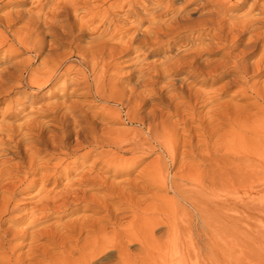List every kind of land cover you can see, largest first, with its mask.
Returning a JSON list of instances; mask_svg holds the SVG:
<instances>
[{
    "label": "bare ground",
    "instance_id": "obj_1",
    "mask_svg": "<svg viewBox=\"0 0 264 264\" xmlns=\"http://www.w3.org/2000/svg\"><path fill=\"white\" fill-rule=\"evenodd\" d=\"M0 54V264H167L189 251L195 264H264V240L211 255L233 209L216 187L264 173V0H0ZM121 67L132 68L123 81ZM221 81L220 94L235 85L250 98L244 113L215 101ZM45 87L61 100L25 112L31 100L19 97ZM153 153L132 180H111ZM190 154L199 171L168 176ZM156 179L172 195L153 202ZM31 188L36 199L17 216ZM80 204L64 225L42 220Z\"/></svg>",
    "mask_w": 264,
    "mask_h": 264
},
{
    "label": "rangeland",
    "instance_id": "obj_2",
    "mask_svg": "<svg viewBox=\"0 0 264 264\" xmlns=\"http://www.w3.org/2000/svg\"><path fill=\"white\" fill-rule=\"evenodd\" d=\"M245 8H243L242 10H238L237 13H239V14L242 13V11H244ZM15 27H17V25H15L14 28ZM143 51H141V54L145 53ZM0 56L2 58V54H0ZM25 57H27L26 54H21L20 56H17V59L19 60V59L25 58ZM148 60L150 61V60H152V58L150 59V57H149ZM34 65H36V64H34ZM121 66H122V64H121ZM130 69H132V68H130V67L129 68L121 67V69H120V71H121L120 72L121 73L120 74L121 75L120 79L122 81L126 79V77H127L126 73ZM256 79H258V78H256ZM262 79H264V78H262ZM222 83L223 82L221 81V82L214 83V85H213V88H216V91L213 92V94L217 93V94H215L216 96L214 97V98H216L215 101L219 100V102L223 103L222 101H227L228 100L227 101L228 105L226 103V106L229 109V113L230 112H234L236 110H240V108H241L240 111H243L242 106L247 104L248 101L250 102V98L247 99V96L242 95L239 92L240 88H238V86H235V85H231L228 89L226 88V90L223 93L220 94V92L217 91V87L219 88ZM203 87L204 88H208L207 86H203ZM47 89H48V87H45V88H43V90L35 91L36 93L32 92V91H28L29 93L27 91H24V94H23L24 96H20L19 97V101L20 102H23V101L26 102V99L27 100H31V104L27 103V102L25 103V106H24L25 107L24 108L25 112L30 111V109L38 110L42 105H44L46 103H54V102H59L61 100V98H59L57 95L54 96L52 94H49V92H46ZM237 92H239V93L237 94ZM233 94H235V96H232ZM217 95H218V97H217ZM92 98L93 97H90V96H84V97L78 96L77 97V94H75V96L74 95L70 96L69 99L77 100V101H81V100H91V101L93 100L94 101V98L93 99ZM94 102L98 103L96 101H94ZM27 105H29V106H27ZM235 105H236V107H235ZM239 105H241V107ZM232 106H233V108H231ZM209 107H210L209 105H206V106L202 107V109L200 107L199 109L202 111L201 114H204L205 111H207L209 109ZM238 107H240V108H238ZM253 111L254 110L249 109L247 114H245L244 117L247 118L249 115H251L253 113ZM244 112H245V110L243 111V113ZM48 118L49 117L45 118L44 120L46 121V119H48ZM0 119H1V114H0ZM19 119L20 118H18V117L14 118V119L12 118L8 122H9V124H11V123L12 124H18V123H21V120H19ZM205 125L206 124L204 123L203 126H205ZM126 127L132 128L133 126L128 125ZM176 127L178 128L177 129L178 132H180V133L183 132L182 126L177 125ZM234 128H237V130L239 132L238 134H239V136H241V138L244 137L242 139V142L244 144H246L247 146H249V144L250 145H254V143L256 142L255 141V136L253 135L254 133L252 134V132H248V131L244 132V129H241L242 127L239 126V125L235 126ZM239 129H240V131H239ZM223 130L219 131L218 135L216 137L212 138V140L210 141V143H211V147L210 148L218 147V145H219V143L221 142V139H222V135L221 134H222V132H224ZM228 131L229 130H225V132H228ZM248 133H250V134H248ZM249 136H252V138H250ZM44 137H46V135H44ZM245 138H246V140H244ZM16 139H17V137H16ZM243 140L246 141V143ZM234 141L236 142V140H233V142L231 140V144L229 143V145L232 146V147L230 146L231 148H233L232 150H234V148H235L234 151H236L237 150L236 148L238 146L237 147L234 146V145L237 144ZM195 143H196V141H195ZM195 143H193V144H195ZM244 149H247V148L244 147ZM249 149H251V148H249ZM182 151H183V148L181 150L180 149L178 150V152H177L178 153L177 154L178 158L180 157V155H181V157L184 156ZM202 152H205V150H202ZM201 154H203V153H201ZM204 154H206V153H204ZM41 155H43V154H41ZM156 156H157L156 153L150 154L149 156H147V158H145V160L141 164L135 166V168L131 171L130 174H128L126 176H122L121 174L114 175V176H111V180L113 179L112 181H114L115 183L117 181H120L122 178L123 179L126 178L128 180L129 179L132 180L133 177L138 175L139 171L142 170L145 166H147L149 163L151 165L152 164L151 161H153ZM197 157H198L197 155L194 156V158H193V156L191 154H190V156L187 155V158L184 160V162H182V163H184L183 165H182V163H179V161L178 162L176 161V163L174 164L176 166L173 165L172 168L170 167V169L168 171L169 172L168 176L171 177L172 173L174 171H175L174 174L177 173V177H179V175H181V173H183L181 176H184V177H185V174L188 175L186 177H189L191 174L192 175L196 174L195 172L199 171L197 166H199V164H200V162H199L200 160ZM180 158L178 160H180ZM232 158L234 160H236V161L238 160L237 162H242V160H243L240 157L239 158L235 157V155L232 156ZM54 161L55 160H52L51 163H53ZM186 161H187V165H186ZM198 162H199V164H198ZM195 163H197L198 165L195 164ZM195 168H197V169H195ZM190 169H192V170H190ZM193 169L196 170V171H194ZM178 170H180V171H178ZM189 170L192 171V172L194 171V173H191V174L186 173V172L190 173ZM182 171H184V172H182ZM178 172H180V173H178ZM110 174H112V173H110ZM251 176H253L254 178L251 177ZM154 177L158 178V174H157V176L155 175ZM181 178L184 179L183 177H181ZM248 178H250V179H248ZM28 179L30 181L32 179H35V175H30L29 178H27V180L25 182H28L29 181ZM157 181H158V179H156V182H155L156 184L154 183V186L150 188L151 189L150 191H151V193L154 196H157L159 194L157 197H155L156 200H154L153 202L161 200V197L165 198V197H163L165 194L168 195L170 193L169 197L172 195L169 190H168V192L166 190L162 191L163 188L161 189V187L158 185L159 183H157ZM242 182L243 183L244 182H248V183L243 184ZM240 185H244V186L240 187ZM49 186L51 187V185H49ZM217 189H218V191H217ZM36 191H37V188H31V189L25 191L23 194H21V196H19L20 197L19 201L22 200L21 202H23L24 204L21 205L22 210L19 213L18 212L15 213L17 216L18 215H22V214H26L27 212L30 211L29 205L27 203H30V202H32V201H34L36 199V197H34L35 194H36ZM91 191L92 190H89V192H91ZM214 193H215V196H216V197L214 196V199H218L217 201H219V200L221 201L222 199H224V196L225 197L227 196L226 198H228V200L230 199L229 203L231 204V206H233V209L231 211H229V214L231 216V220H230V222H228V227H227L228 229L225 230V231L220 230L218 235H217V237H216V239H215L216 243H215V248L211 252L212 256H217L219 258L220 257L221 258L222 257L228 258L232 254V252H231V250H233L232 246H234L235 243H239V240H247V241L248 240L256 241V239H257V241L264 240V173H261V174H258V175L257 174L256 175H248V176L243 177L241 180L239 178L236 180V178H235L234 181H233V184L231 185V187L229 188L228 191L222 190L219 187V185H218L216 187ZM216 193H217V195L219 197L216 195ZM135 194H136V197L148 198V194H145V193L143 194L142 192H135ZM167 195H165V196H167ZM22 197H24V198H22ZM146 200L149 201V199H146ZM239 200H240V202L241 201L242 202L240 203ZM156 203H158V202H156ZM141 204H143V202ZM245 204L248 205V206H246ZM89 206L88 207L90 208V210L86 211L87 213H90L92 211V208L93 209L95 208V206H93L92 204H89ZM81 213H84L83 204H80L78 206V208H77V211L75 213H73V214H69V215L64 214L63 215L62 213L53 212L51 216H47L46 218L43 217L42 220H47L48 221L47 223H56L57 222V223H59L61 225H64L65 223H67V222L71 221L72 219H75L76 217L81 215ZM15 214H13L14 217H16ZM235 214H237V215H235ZM46 215H49V214H46ZM219 220L220 219L215 220L216 221L215 222V224H216L215 226L220 229V227L222 225H220L219 222H217ZM237 221H239V222H237ZM232 224H233L234 227L232 226ZM236 227L237 228L239 227V228L237 229ZM108 230H110V229L108 228ZM235 231H236V233H235ZM239 231H240V233H239ZM184 237H186V236H184ZM197 242H198L197 243L198 245H202V243H203L202 240H198V239H197ZM137 247H138L137 244L133 243L132 249H135ZM24 250L25 249H22L20 251H24ZM230 252H231V254H230ZM187 253L182 254L183 258H181L182 255H179L180 258L176 257V256H174V257L172 256V257L168 258L169 261L167 262V264H180V263L181 264H193V263L195 264L196 260H200L201 259V256L200 257H195L196 255L193 252H191V251H189ZM189 253H190V255H189ZM56 255H59V253H57ZM207 255L208 254H203L202 256H207ZM135 259H137V258H135ZM106 260L107 261L109 260L108 262L114 260V254H109L108 256L103 257L101 262H103V263L105 262L106 263L107 262Z\"/></svg>",
    "mask_w": 264,
    "mask_h": 264
}]
</instances>
